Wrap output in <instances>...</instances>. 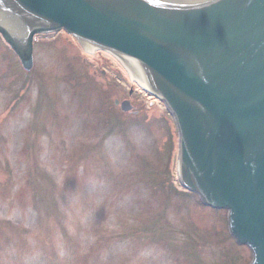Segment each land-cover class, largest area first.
Segmentation results:
<instances>
[{
  "label": "rangeland",
  "instance_id": "1",
  "mask_svg": "<svg viewBox=\"0 0 264 264\" xmlns=\"http://www.w3.org/2000/svg\"><path fill=\"white\" fill-rule=\"evenodd\" d=\"M87 42L37 35L28 71L0 34V264L247 259L226 208L180 184L168 107L127 57Z\"/></svg>",
  "mask_w": 264,
  "mask_h": 264
},
{
  "label": "water",
  "instance_id": "2",
  "mask_svg": "<svg viewBox=\"0 0 264 264\" xmlns=\"http://www.w3.org/2000/svg\"><path fill=\"white\" fill-rule=\"evenodd\" d=\"M62 29L128 58L174 115L181 183L251 248L233 264H264V0H0L28 71L36 35Z\"/></svg>",
  "mask_w": 264,
  "mask_h": 264
},
{
  "label": "bare ground",
  "instance_id": "3",
  "mask_svg": "<svg viewBox=\"0 0 264 264\" xmlns=\"http://www.w3.org/2000/svg\"><path fill=\"white\" fill-rule=\"evenodd\" d=\"M86 46L89 47L91 50H95L97 48V46L94 43H92V42L91 43L90 42H87V45ZM130 70H131V67H130ZM133 76L135 78H137L139 80V82L141 83V85L144 87V77L143 76H139V75H135V74H133ZM146 88L151 89V86L146 87Z\"/></svg>",
  "mask_w": 264,
  "mask_h": 264
},
{
  "label": "trees",
  "instance_id": "4",
  "mask_svg": "<svg viewBox=\"0 0 264 264\" xmlns=\"http://www.w3.org/2000/svg\"><path fill=\"white\" fill-rule=\"evenodd\" d=\"M71 35V34H70ZM77 81V80H76ZM26 82H28V79H27V81ZM185 193H190L191 195H197L195 192H190V191H186ZM52 264H54V263H52Z\"/></svg>",
  "mask_w": 264,
  "mask_h": 264
}]
</instances>
